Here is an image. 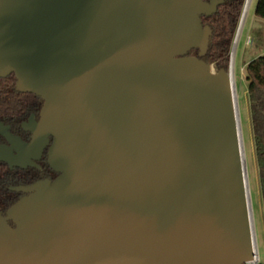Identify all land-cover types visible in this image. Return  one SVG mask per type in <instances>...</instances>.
Listing matches in <instances>:
<instances>
[{"label": "water", "instance_id": "95a60500", "mask_svg": "<svg viewBox=\"0 0 264 264\" xmlns=\"http://www.w3.org/2000/svg\"><path fill=\"white\" fill-rule=\"evenodd\" d=\"M225 0H0V79L42 101L0 163L58 174L11 191L0 264H249L231 65L201 58ZM192 50L198 57L187 56ZM15 153V154H14Z\"/></svg>", "mask_w": 264, "mask_h": 264}, {"label": "trees", "instance_id": "16d2710c", "mask_svg": "<svg viewBox=\"0 0 264 264\" xmlns=\"http://www.w3.org/2000/svg\"><path fill=\"white\" fill-rule=\"evenodd\" d=\"M244 4L245 0H225L213 15L201 17L202 25L211 31L206 53L199 58L198 51L192 50L187 56L201 59L215 71H227ZM254 16L264 21V0H257ZM244 75L264 215V56L248 63L244 67ZM15 84L13 75L0 79V123L9 125L11 131L16 134L20 129V123L31 113L39 111L42 101L33 95L17 92ZM41 178H43L41 174L33 171L9 172L4 164H0V214L4 215L20 197L19 194L11 192L10 187L29 185Z\"/></svg>", "mask_w": 264, "mask_h": 264}, {"label": "rangeland", "instance_id": "374dc122", "mask_svg": "<svg viewBox=\"0 0 264 264\" xmlns=\"http://www.w3.org/2000/svg\"><path fill=\"white\" fill-rule=\"evenodd\" d=\"M257 0H251L243 22L234 55V95L244 155L245 182L248 186L252 238L260 264H264V215L258 182L253 137L250 124L247 83L244 67L252 60L264 56V21L254 16ZM247 39L250 44H246ZM241 128V129H240ZM250 264V263H249Z\"/></svg>", "mask_w": 264, "mask_h": 264}, {"label": "flooded vegetation", "instance_id": "af4514ba", "mask_svg": "<svg viewBox=\"0 0 264 264\" xmlns=\"http://www.w3.org/2000/svg\"><path fill=\"white\" fill-rule=\"evenodd\" d=\"M41 107H42V105H41ZM41 107H40V109H39V111L37 113H31L24 121H22L20 123V127H19L20 129H19V131H17L18 133H16V134L11 131V128H10L9 125H5L3 123H1V124H3L5 127H8L9 128V132H10V134L13 137L18 138L24 144H28V143L31 142L32 134L29 133V132L24 131L23 128H22V125L23 124H27L28 123V120L30 119L31 116L34 117V121L35 122H38V120H39V113H40ZM51 143H52V139L50 138L49 139V145L44 148V150L42 151V153L40 155V158L38 160H31V163L34 165V167L28 166L25 169L13 167L11 169L8 165H6L4 163H0V164H4L6 166V168L8 169L9 172L33 171L34 173L41 174V176L43 177L41 179L35 180L34 182L30 183L29 185H18V186H15V187H10L9 188L10 191L13 188L28 187V186H31V185L36 184L38 182H43V181L53 182L57 178L58 174L55 173L54 171H52V169L49 167L48 161H47L48 148L51 145ZM0 146H7V147H9V145L7 144V142L5 141V139L2 138V137H0ZM11 192H13V191H11ZM14 193H17V192H14ZM17 194L20 195L19 199L24 196L21 193H17Z\"/></svg>", "mask_w": 264, "mask_h": 264}, {"label": "bare ground", "instance_id": "6f19581e", "mask_svg": "<svg viewBox=\"0 0 264 264\" xmlns=\"http://www.w3.org/2000/svg\"><path fill=\"white\" fill-rule=\"evenodd\" d=\"M250 1L251 0H248L247 1V5H246V9H245V12H244V16H243V19H242V22H241V25H240V28H239V32H238V36H237V39H236V43H235V47H234V52H233V57H232V65H231V81H232V94H233V99H234V106H235V112H236V121H237V129H238V139H239V145H240V152H241V160H242V165H243V170L245 169L244 168V155H243V150H242V140H241V133H240V130H239V120H238V115H237V109H236V103H235V95H234V55H235V49H236V46H237V43H238V40H239V37H240V34H241V29H242V26H243V22H244V19L246 17V13H247V10H248V7H249V4H250ZM241 129V128H240ZM244 179H245V171H244ZM246 183V182H245ZM246 197H247V202H248V208H249V205H250V199H249V192H248V186H247V183H246ZM249 212H250V209H249ZM251 216V214H250ZM251 228H252V219H251ZM255 252V258L257 257L256 255V251L254 250Z\"/></svg>", "mask_w": 264, "mask_h": 264}, {"label": "built area", "instance_id": "2783aa9c", "mask_svg": "<svg viewBox=\"0 0 264 264\" xmlns=\"http://www.w3.org/2000/svg\"><path fill=\"white\" fill-rule=\"evenodd\" d=\"M250 43H251L250 40L247 39L246 44H250ZM254 250L256 251V247H255V245H254ZM256 255H257V257H256V258L254 257V260H253L250 264H260V263H259V259H258V254H257V252H256Z\"/></svg>", "mask_w": 264, "mask_h": 264}]
</instances>
